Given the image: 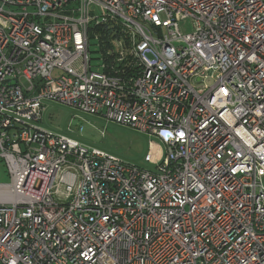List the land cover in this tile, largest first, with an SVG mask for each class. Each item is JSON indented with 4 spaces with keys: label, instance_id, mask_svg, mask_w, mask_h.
Instances as JSON below:
<instances>
[{
    "label": "built area",
    "instance_id": "2783aa9c",
    "mask_svg": "<svg viewBox=\"0 0 264 264\" xmlns=\"http://www.w3.org/2000/svg\"><path fill=\"white\" fill-rule=\"evenodd\" d=\"M45 99L166 149L46 131ZM0 162V264H264V0H0Z\"/></svg>",
    "mask_w": 264,
    "mask_h": 264
},
{
    "label": "rangeland",
    "instance_id": "374dc122",
    "mask_svg": "<svg viewBox=\"0 0 264 264\" xmlns=\"http://www.w3.org/2000/svg\"><path fill=\"white\" fill-rule=\"evenodd\" d=\"M91 50L94 51L95 46ZM44 106L42 120L36 123L41 128L75 139L88 148L99 149L124 162L155 169L156 164L146 160L151 143H155L156 149L159 146L166 149L165 144L155 136L104 116L84 112L55 100L45 99ZM9 181L8 170L0 162V182Z\"/></svg>",
    "mask_w": 264,
    "mask_h": 264
},
{
    "label": "trees",
    "instance_id": "16d2710c",
    "mask_svg": "<svg viewBox=\"0 0 264 264\" xmlns=\"http://www.w3.org/2000/svg\"><path fill=\"white\" fill-rule=\"evenodd\" d=\"M93 31L94 32L99 31L101 41H106L110 38L119 36V34H121V27L120 26H113L111 24L94 25L92 27V32ZM93 33H92V35H94Z\"/></svg>",
    "mask_w": 264,
    "mask_h": 264
}]
</instances>
